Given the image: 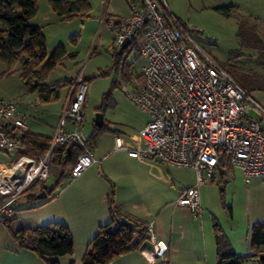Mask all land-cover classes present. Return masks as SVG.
Masks as SVG:
<instances>
[{
	"label": "built area",
	"instance_id": "1",
	"mask_svg": "<svg viewBox=\"0 0 264 264\" xmlns=\"http://www.w3.org/2000/svg\"><path fill=\"white\" fill-rule=\"evenodd\" d=\"M126 16L104 20L118 50L140 46L141 69L132 70L123 91L149 115L139 130L143 146L131 148L139 160L158 157L168 165L195 170V183L179 191L176 203L199 216L200 186L218 171L240 168L244 179L264 175V105L239 84L192 38L186 25L164 0H127ZM87 86L79 77L71 87L58 125L41 155L27 153L25 116L12 100H0V223L16 213L18 199L34 184L45 182L60 145L83 148L71 168L79 176L94 161L89 136L82 130ZM139 247L148 262L166 258L168 245L146 223Z\"/></svg>",
	"mask_w": 264,
	"mask_h": 264
},
{
	"label": "rangeland",
	"instance_id": "2",
	"mask_svg": "<svg viewBox=\"0 0 264 264\" xmlns=\"http://www.w3.org/2000/svg\"><path fill=\"white\" fill-rule=\"evenodd\" d=\"M88 1L91 4L88 13L62 19L53 11L48 0H38L37 13L30 20L44 34L48 53L59 44H63L68 53L76 52L75 57L66 56L46 78L47 84L60 85L58 98L42 101L37 91L27 92L19 72L6 71L7 65L0 62V100L14 101L32 132L52 135L70 93L69 89L79 77L87 86L82 130L88 136L93 131L94 118L100 109L103 94L109 90L110 102L101 111L106 122H115L122 129V135L127 137L136 133L138 127L147 120V113L136 106L122 88L127 82L124 74L132 70L139 71L144 63L140 46L133 45L124 50L122 62L117 68L114 56L118 50L104 20L107 16L124 15L129 11L127 1ZM164 1L186 25L197 44L228 72L232 66L250 76L264 75V61L259 59L256 50L242 44L238 34L240 23L247 22L245 27L252 26L260 35H264V0ZM220 6H231V15L226 16L218 11L216 7ZM250 93L264 105V89L254 88ZM112 136L110 131L102 133L97 143L100 151L106 152L111 148ZM3 158L5 156L0 154V159ZM159 164L176 184L179 181L186 182L196 174L190 167L163 162ZM52 179L49 178L48 182H52ZM69 181V178L65 179L57 191ZM200 199L202 214L198 216L199 236L203 238L205 235L209 241L214 240L213 225L216 222L224 238L230 241L238 253L248 250L252 224L264 220V175L253 177L247 182L241 170L234 168L225 181L216 178L200 186ZM41 201L43 199L34 198L30 203ZM23 210H18V213Z\"/></svg>",
	"mask_w": 264,
	"mask_h": 264
},
{
	"label": "crops",
	"instance_id": "3",
	"mask_svg": "<svg viewBox=\"0 0 264 264\" xmlns=\"http://www.w3.org/2000/svg\"><path fill=\"white\" fill-rule=\"evenodd\" d=\"M127 14L128 11L124 15L116 16L123 17ZM148 120L147 114V120L138 127L136 133L127 135L128 138L121 134L122 129L117 127L115 122H107L111 129H115L108 130L113 133L111 148L102 152L97 147V141L91 148L95 161L79 176L72 178L69 184L52 198L30 203L27 195L36 196L43 191L41 185L31 188L16 203L13 225L35 227L50 221L66 224L73 237L74 250L71 255L57 257L59 264H69L70 261H74V264H83L81 259L89 241L97 233L99 226L111 221L108 196L113 187L114 201L122 216L131 215L151 224L156 237L166 241L168 252L166 258L156 259L155 263H150L140 254L138 248H131L109 264H216L215 236L211 241L205 235L201 238L198 216H194L188 207L176 203L179 191L192 186L196 174L190 180L179 181L176 184L169 179L165 169L159 164L161 160L158 161L156 157L139 160L128 154L129 149L143 146L139 130ZM25 124L28 131H31L26 119ZM57 125L53 128V133ZM234 168L237 167L218 171L213 180L218 178L219 181H225ZM22 209L23 212L18 213V210ZM114 226L116 223L111 225ZM228 242L238 256L250 255V247L245 252L238 253L230 241ZM142 245L151 248V244L146 240ZM0 264H48V262L33 250L19 247L9 228L0 223ZM243 264L260 263L257 258H249Z\"/></svg>",
	"mask_w": 264,
	"mask_h": 264
},
{
	"label": "trees",
	"instance_id": "4",
	"mask_svg": "<svg viewBox=\"0 0 264 264\" xmlns=\"http://www.w3.org/2000/svg\"><path fill=\"white\" fill-rule=\"evenodd\" d=\"M37 2L38 0H0V62L7 65L8 72L19 71L27 92L37 91L42 101H49L60 95V85L46 83L49 72L66 56L75 57L76 52L68 53L65 46L59 44L51 53H48L47 41L40 27L30 22L37 13ZM48 2L62 19L84 15L91 8L88 0H48ZM216 9L226 16L231 15V6H220ZM245 24L247 22L240 23L238 32L242 44L256 50L259 59L264 61V35H260L252 26L245 27ZM114 58V65L118 68L122 62V55L116 52ZM229 73L249 92L254 88L264 89V75L250 76L232 66ZM124 76L128 78L130 71ZM110 94V90L103 94L99 111L110 102ZM108 130L115 131L106 121L101 126L94 124L87 142L88 146L93 148L102 133ZM23 140L28 146L27 153L41 155L48 146L50 137L27 131ZM82 152L83 148L76 144L60 145L57 148L49 176L54 180L48 183V178L45 182L31 187L41 185L47 193L43 201L54 197L65 179L74 178L71 168ZM27 198L28 202H31L35 194H29ZM108 202L111 221L99 226L97 233L89 241L81 259L83 264H109L131 248L141 247L147 238L148 231L144 221L131 215L122 216L114 201L113 187L110 190ZM14 219L13 217L4 224L11 231L19 247L33 250L48 264H59L57 257L73 254V237L66 224L50 221L35 227H15ZM113 223H116V226L111 227ZM213 227L217 248L216 264H243L249 258H257L260 264H264V220L252 224L251 253L245 257L238 256L230 248L229 242L224 238L216 222ZM132 243L134 244L131 246ZM69 264H74V261H70Z\"/></svg>",
	"mask_w": 264,
	"mask_h": 264
},
{
	"label": "water",
	"instance_id": "5",
	"mask_svg": "<svg viewBox=\"0 0 264 264\" xmlns=\"http://www.w3.org/2000/svg\"><path fill=\"white\" fill-rule=\"evenodd\" d=\"M130 40L129 39H126L123 44L120 46V48L118 49V53L119 54H122V52L124 51V49L128 46ZM103 121H104V114L103 112L101 111H98L95 115V118H94V123L95 125L97 126H101L103 125ZM158 161H160V159L157 157L156 158ZM47 197V193L43 190L41 192H39L38 194H36L35 198L37 199H43Z\"/></svg>",
	"mask_w": 264,
	"mask_h": 264
}]
</instances>
